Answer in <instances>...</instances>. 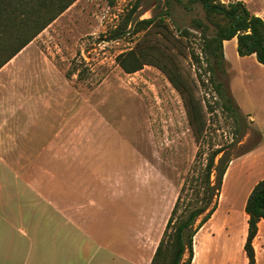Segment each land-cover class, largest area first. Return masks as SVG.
I'll use <instances>...</instances> for the list:
<instances>
[{"label":"rangeland","instance_id":"obj_1","mask_svg":"<svg viewBox=\"0 0 264 264\" xmlns=\"http://www.w3.org/2000/svg\"><path fill=\"white\" fill-rule=\"evenodd\" d=\"M240 1L264 20V0ZM128 16V31L114 37ZM152 16L163 17L169 30L134 34V23ZM204 25L213 34L203 6L189 0H76L10 62L15 73L30 72L31 129L28 137L16 125L14 137L24 145L0 153L31 155L32 183L45 173L48 190L62 188L64 199L77 193L81 208L108 209L91 230L102 231L114 251L120 228L138 264L150 263L200 143L223 148L216 162L224 154L232 170L223 176L216 210L194 236L191 264H249L244 204L264 178V65L255 54L239 56L234 42L225 44L224 58H206ZM139 41L164 49L202 100L207 128L200 143L181 94L158 68L127 73L117 62ZM14 80L22 81L21 71ZM226 97L235 111L224 107ZM261 239L257 264H264Z\"/></svg>","mask_w":264,"mask_h":264},{"label":"trees","instance_id":"obj_2","mask_svg":"<svg viewBox=\"0 0 264 264\" xmlns=\"http://www.w3.org/2000/svg\"><path fill=\"white\" fill-rule=\"evenodd\" d=\"M76 0H0V68L20 52L41 31L62 14ZM113 4V0H107ZM200 3L207 19L213 26L209 35V25H204L205 38L202 52L206 58H224L223 41L236 37L239 56L255 54L257 61L264 65V20L251 13L245 4L236 0L224 4L221 0H189ZM131 14V13H130ZM131 17L128 16L115 32L120 38L128 30ZM196 25L202 26L199 20ZM154 27L169 30L165 19L152 16L134 23V34L143 31L144 36ZM144 42V41H143ZM137 42L135 46L117 56V62L127 73H133L149 64L158 68L171 85L181 94L188 122L197 142L206 134V119L202 100L198 99L192 87L186 82L178 66L164 49ZM198 59L197 57H195ZM75 70V69H74ZM212 67L210 71H212ZM217 92L223 93L222 83L214 84ZM231 97L223 103L227 110L235 111ZM224 149L199 145L195 158L183 177L177 196L165 223L162 235L149 264H191L194 255V236L210 219L216 210L227 169ZM204 154L206 156H204ZM212 175L215 179L212 180ZM247 216V233L243 251L249 264L256 263L254 238L258 232V222L264 219V178L251 188L244 204Z\"/></svg>","mask_w":264,"mask_h":264},{"label":"crops","instance_id":"obj_3","mask_svg":"<svg viewBox=\"0 0 264 264\" xmlns=\"http://www.w3.org/2000/svg\"><path fill=\"white\" fill-rule=\"evenodd\" d=\"M228 42L236 45V37L224 40L223 49ZM17 55L0 68L1 150L24 145L23 139L14 137L16 125L30 137V110L25 103L30 100V72L18 70L22 81L14 80L17 73L10 62ZM31 162V155L16 156L8 149L0 153V264H138L121 242L120 228L114 234L120 247L114 251L102 231L91 230L108 209H93L90 203L81 208L77 193L64 199L62 188L48 190L45 173L35 177L40 178L38 184L32 183ZM260 236L264 248V219L258 222L253 241L255 257Z\"/></svg>","mask_w":264,"mask_h":264},{"label":"bare ground","instance_id":"obj_4","mask_svg":"<svg viewBox=\"0 0 264 264\" xmlns=\"http://www.w3.org/2000/svg\"><path fill=\"white\" fill-rule=\"evenodd\" d=\"M231 166H229V168L227 169V172H226V174H225V177H228L229 175H230V173H231ZM222 193V192H221ZM223 197V195L221 194V197L220 198H222ZM233 255V254H232ZM230 257V256H229Z\"/></svg>","mask_w":264,"mask_h":264}]
</instances>
